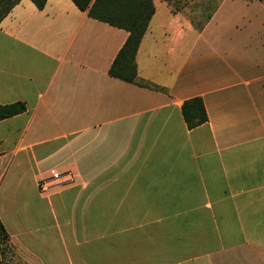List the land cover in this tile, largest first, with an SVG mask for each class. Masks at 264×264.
<instances>
[{
	"label": "crops",
	"instance_id": "crops-1",
	"mask_svg": "<svg viewBox=\"0 0 264 264\" xmlns=\"http://www.w3.org/2000/svg\"><path fill=\"white\" fill-rule=\"evenodd\" d=\"M152 1L143 84L109 74L128 32L73 0L0 21V105L26 106L0 121V221L25 264H264V3L219 0L196 30ZM50 168L75 179L41 191Z\"/></svg>",
	"mask_w": 264,
	"mask_h": 264
},
{
	"label": "trees",
	"instance_id": "trees-1",
	"mask_svg": "<svg viewBox=\"0 0 264 264\" xmlns=\"http://www.w3.org/2000/svg\"><path fill=\"white\" fill-rule=\"evenodd\" d=\"M19 0H0V21L9 10ZM38 9H42L46 0H31ZM264 3V0H261ZM87 14L99 21L123 28L128 32V36L114 58L109 74L113 77L127 82L143 84L137 76L135 54L147 25L154 14V4L152 0H73ZM217 5V4H216ZM216 7V6H215ZM211 10L205 17L203 24L194 28L199 30L210 19L215 9ZM26 110L22 101H15L0 105V121ZM181 114L187 125L191 129L207 121L206 111L200 97H193L183 102ZM8 233L0 221V245L8 247Z\"/></svg>",
	"mask_w": 264,
	"mask_h": 264
},
{
	"label": "rangeland",
	"instance_id": "rangeland-1",
	"mask_svg": "<svg viewBox=\"0 0 264 264\" xmlns=\"http://www.w3.org/2000/svg\"><path fill=\"white\" fill-rule=\"evenodd\" d=\"M169 4L179 9L182 14L190 20L195 26L199 27L203 24L207 14L216 6L219 0H166ZM31 203H35L33 199ZM19 215L23 211V207L19 206ZM32 208H36L35 206ZM24 217V216H22ZM0 264H25L20 261L8 244L6 247L4 244L0 245Z\"/></svg>",
	"mask_w": 264,
	"mask_h": 264
},
{
	"label": "built area",
	"instance_id": "built-area-1",
	"mask_svg": "<svg viewBox=\"0 0 264 264\" xmlns=\"http://www.w3.org/2000/svg\"><path fill=\"white\" fill-rule=\"evenodd\" d=\"M76 174L71 171H61L57 168L48 170V178L41 179L38 182V187L41 191H46L50 188L70 184L74 181Z\"/></svg>",
	"mask_w": 264,
	"mask_h": 264
}]
</instances>
